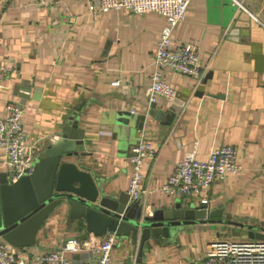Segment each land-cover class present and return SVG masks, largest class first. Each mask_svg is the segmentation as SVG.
I'll use <instances>...</instances> for the list:
<instances>
[{
	"label": "crops",
	"instance_id": "obj_1",
	"mask_svg": "<svg viewBox=\"0 0 264 264\" xmlns=\"http://www.w3.org/2000/svg\"><path fill=\"white\" fill-rule=\"evenodd\" d=\"M93 0H0V62L11 66L0 86V116L9 100L25 106L27 139L38 153L58 137L70 118L83 129L82 164L117 195L131 177L129 152L139 139L156 154L144 160L146 211L171 208L180 198L159 190L175 165L195 150L206 159L217 146L231 144L244 170L214 180L208 207L229 220L260 225L264 220V0H192L187 17L173 31L175 43L198 48L201 76L166 70L176 88L173 100L158 97L152 115L146 87L166 18L157 12L111 9L89 12ZM119 80V84L113 82ZM203 91L198 96L196 91ZM171 106L179 109L170 125ZM184 206L200 204L183 198ZM68 210L52 213L38 233L40 246L15 247L19 257L61 247L80 234ZM223 223L185 224L170 234L151 236L142 257L137 243L119 238L114 264H203L209 244L224 237ZM92 235V234H91ZM228 238V237H225ZM244 238V237H233ZM131 253V254H130ZM87 259L90 251L68 253Z\"/></svg>",
	"mask_w": 264,
	"mask_h": 264
},
{
	"label": "built area",
	"instance_id": "obj_2",
	"mask_svg": "<svg viewBox=\"0 0 264 264\" xmlns=\"http://www.w3.org/2000/svg\"><path fill=\"white\" fill-rule=\"evenodd\" d=\"M192 0H93L89 12L127 10L132 13L157 12L166 18L154 55L151 82L146 94L151 103L158 97L173 100L176 88L165 78L164 72L172 70L189 76H201L202 68L198 48L191 43H175L173 31L188 14ZM246 10L240 0H233ZM11 66L0 62V86L8 77ZM113 84H119L115 80ZM25 106L9 100L5 105V114L0 116V170L15 181L33 170L36 156L39 154L35 142L27 139L24 127ZM156 154V148L150 140L141 138L131 146L129 161L131 177L128 193L131 200L140 199L143 189V164L147 157ZM244 168L237 158L234 145L214 147L206 159H198L195 150L188 152L177 162L167 180L159 190L176 198H197L199 203L208 204L207 191L214 180L225 174H240ZM117 241L114 233L103 236L90 235L85 240H67L61 249L40 252L29 260L16 255L13 246L0 237V264H114L113 248ZM90 251L91 256L80 259L68 256V253ZM203 264H264V239L222 238L209 244Z\"/></svg>",
	"mask_w": 264,
	"mask_h": 264
},
{
	"label": "water",
	"instance_id": "obj_3",
	"mask_svg": "<svg viewBox=\"0 0 264 264\" xmlns=\"http://www.w3.org/2000/svg\"><path fill=\"white\" fill-rule=\"evenodd\" d=\"M196 95H203L198 90ZM151 104L152 115L161 110ZM179 109L171 106L165 123L170 125ZM58 137L45 146L35 158L33 170L15 181L0 170V237L15 247L40 246L37 238L49 216L57 210H68V217L83 224L80 234L67 240H85L91 234L103 236L114 233L119 238L137 243V255L142 257L151 236L169 237L185 224L223 223L227 230L218 231L222 237L264 239V220L260 225L237 222L221 216L206 203L184 206L180 198L173 207L155 209L149 214L140 199L131 200L128 191L115 195L103 186V181L82 164L70 160L80 156L84 131L76 118H70ZM61 247L58 248L60 250ZM131 254V253H130ZM127 264H131L129 256Z\"/></svg>",
	"mask_w": 264,
	"mask_h": 264
}]
</instances>
